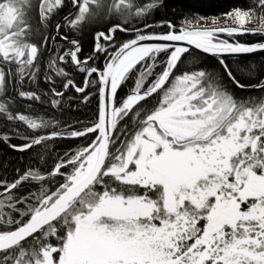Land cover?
Returning <instances> with one entry per match:
<instances>
[{"label": "snow or ice", "instance_id": "snow-or-ice-1", "mask_svg": "<svg viewBox=\"0 0 264 264\" xmlns=\"http://www.w3.org/2000/svg\"><path fill=\"white\" fill-rule=\"evenodd\" d=\"M68 3L73 11L55 20L65 0H0V121L9 129L0 142L15 135L26 143L9 146L24 152L96 134L48 171L28 167L11 182L0 179V264H264V78L244 83L225 59L264 51V42L235 40L264 36V0L224 13L232 26L200 27L209 17L193 15L179 28L168 22L165 33L148 31L155 26L147 17L161 0ZM98 18L119 22L97 31L93 55L81 59L79 40L60 29L80 32ZM49 28L71 47H55ZM117 31L134 38L110 52ZM193 49L216 57L227 80L204 69L181 71ZM95 53H107L103 69L89 65ZM69 64L84 73L83 87L69 78ZM134 70V85L118 102ZM53 74L64 81V91L49 89L55 109L69 87L83 93L98 85L91 127L47 132L59 121L12 110L17 96L45 103L24 85L40 78L53 85Z\"/></svg>", "mask_w": 264, "mask_h": 264}, {"label": "trees", "instance_id": "trees-1", "mask_svg": "<svg viewBox=\"0 0 264 264\" xmlns=\"http://www.w3.org/2000/svg\"><path fill=\"white\" fill-rule=\"evenodd\" d=\"M67 7L61 9L58 15L54 18L57 20L63 13H65L71 5L68 3V0H65ZM140 3H147L150 0H139ZM251 5V0H161V6L153 10L151 14L147 17V22L149 24L158 23V22H171L175 26H180L181 20L185 17H192L193 15H199L202 17H218L224 16V13L230 12L234 8L248 9ZM119 20L116 18H98L94 20L91 24L86 25L84 29L80 32H73L69 30L67 25L61 27L60 32L64 35H67L70 38H75L80 40V47L82 51L78 54L81 59H85L91 55L95 46V33L97 31H107V29L114 23H118ZM135 23V22H134ZM257 26L255 23H253ZM138 27L143 26V22H140ZM169 29L167 27L163 28H153L148 30L149 32H167ZM48 34H52V29L49 28ZM134 35H127L125 33L116 32L114 35L115 44L114 48H110L109 51L112 52L118 48L122 43L132 39ZM221 39H227L233 41L231 38L226 36H220ZM41 37H33L34 42L39 43ZM235 40L244 43H260L264 41V36L261 35H241L236 36ZM102 41V40H101ZM51 43V42H50ZM105 42L102 41V44ZM64 45V47H61ZM55 47L60 48L61 51L64 48L71 47L68 43L61 41L58 37L56 38ZM49 51L46 49L44 51V56L47 57ZM188 55V59L180 65V70H196L204 69L208 72H214L218 76H221L226 80L223 73L221 72L216 61H214L209 56L201 55L198 52H191ZM107 53L100 54L97 53L95 57V64H92V61L89 65L95 66L99 69H103ZM160 60L166 59V54L161 53L159 56ZM183 59V58H182ZM233 70V74L237 76L244 83H255L258 79L264 78V59L256 60H231L227 62ZM66 70L69 71L71 79L75 81L78 86L83 87L84 73H79L69 64L66 65ZM139 67V65H137ZM163 65L156 68V72L162 70ZM254 69L251 74L248 70ZM43 72V68H42ZM96 74H93L95 78ZM135 70L130 74L131 78L126 81L124 85L121 86L118 91V102L122 100L131 90L135 82ZM154 78V77H153ZM53 79L56 81L55 84L50 85L54 87L57 91H64L63 83L64 81L56 77L53 74ZM151 82V79L148 83ZM11 87V86H10ZM97 86H90L83 93H77L72 87H69L64 93V97L61 102L59 109L52 108L50 103H47L50 93L49 89L46 86L42 78L38 79L35 84H28L27 82L24 85L25 91H36L41 95V98L45 103L27 101L16 97L15 103L12 105V110L25 112L26 114H43L46 118L55 119L59 121L58 126L55 129H48L47 132L59 131L60 129H65L69 132L74 130H83L84 128L91 127L95 122L98 115V91ZM147 87V84H145ZM231 88V85H229ZM236 91L237 95H242L243 93L238 90ZM253 95L259 96L260 92H252ZM10 95L16 96L15 92H11ZM87 96V102L84 101V97ZM31 104L32 108L29 109L27 106ZM122 123H127L123 121ZM69 125L71 127H69ZM21 129L22 135L32 136L35 133L27 130L23 125H16ZM131 127V125H129ZM8 127L4 126V122L0 121V133L8 132ZM96 134L91 133L87 136L81 138H66V139H54L46 142L47 147L44 145L35 146L32 149H29L24 152H18L9 146L10 144L20 145L26 143L25 140L20 139L19 137L13 135L9 143L0 142V179H7L9 182L14 180L18 173L23 174L28 167H39L42 172L50 170L57 161L58 157H62L65 153H73L77 148L87 147L94 140ZM43 157V160H41ZM60 178H54L49 182V187L52 190H55L58 187L57 181Z\"/></svg>", "mask_w": 264, "mask_h": 264}, {"label": "water", "instance_id": "water-1", "mask_svg": "<svg viewBox=\"0 0 264 264\" xmlns=\"http://www.w3.org/2000/svg\"><path fill=\"white\" fill-rule=\"evenodd\" d=\"M73 11V9L71 8V9H69V10H67V12L66 13H64V14H62V16H60L57 20H60V19H62L63 18V16L65 15V14H69V13H71ZM167 21H163V22H158V23H152V25H154L155 27H153V28H163V27H167L166 25H167ZM177 28H179L180 26H176ZM153 28H149L148 30H151V29H153ZM209 28V27H208ZM117 32H119V33H121L120 31H117ZM122 33H125V34H127V35H134V33H129V32H122ZM156 33H160V32H156ZM165 33V32H164ZM51 35H56V38L58 37L59 38V35H57L53 30H52V34ZM222 36H225V35H223V34H221ZM132 38H134V36L132 37ZM71 39H75V38H70V40ZM233 39V38H232ZM76 40H78V39H76ZM65 42V41H64ZM79 42H80V40H79ZM229 42H232V41H230L229 40ZM262 42H264V41H262ZM67 43V42H66ZM95 43H96V41H95ZM149 43H153V42H149ZM241 43V42H240ZM244 44V43H243ZM251 44H255V43H249V44H247V45H251ZM119 48V47H118ZM117 49V48H116ZM116 49L114 50V51H112V52H115L116 51ZM192 52H198V53H200L201 55H204V56H209V57H211L214 61H216V63H217V65L219 66V68H220V70H221V72L223 73V69H222V67H221V65L218 63V60H217V58L216 57H214V56H212V55H210V54H205V53H202L201 51H199V50H196V49H193L192 50ZM97 53H95V55H96ZM48 55H49V53H48ZM93 55V52L91 53V55L90 56H92ZM96 57V56H95ZM94 57V58H95ZM226 63L227 62H229V61H231V60H250V59H256V60H261V59H264V51H257V52H255V53H248V54H235V55H228L226 58ZM90 62H91V60H89L88 61V63L90 64ZM225 78H226V80H227V77L226 76H224ZM46 84V86L48 87V89H50L51 87H50V85H48L47 83H45ZM240 92V91H239ZM251 92H257L256 90H251ZM98 99H99V93H98ZM98 106H99V103H98ZM89 134H91V133H89ZM77 138H81V137H77ZM95 139V138H94ZM18 152H20V151H18Z\"/></svg>", "mask_w": 264, "mask_h": 264}, {"label": "rangeland", "instance_id": "rangeland-1", "mask_svg": "<svg viewBox=\"0 0 264 264\" xmlns=\"http://www.w3.org/2000/svg\"><path fill=\"white\" fill-rule=\"evenodd\" d=\"M219 19L217 21H215V23L213 22V20L211 19L212 17H209V19L207 21H200V24L198 26L200 27H220V26H232L233 25V21L231 19L226 18L225 16H218ZM246 27L248 28H254L256 27L253 23L252 24H247ZM102 43V41H100ZM105 42V41H103ZM106 43V42H105Z\"/></svg>", "mask_w": 264, "mask_h": 264}, {"label": "flooded vegetation", "instance_id": "flooded-vegetation-1", "mask_svg": "<svg viewBox=\"0 0 264 264\" xmlns=\"http://www.w3.org/2000/svg\"><path fill=\"white\" fill-rule=\"evenodd\" d=\"M69 9H71V8H69ZM69 9H68V10H69ZM66 12H67V11H66ZM66 12H65V13H66ZM63 14H64V13H63ZM226 37H227V36H226ZM227 38H228V37H227ZM229 38H231V37H229ZM231 39H232V38H231ZM102 41H103V40H102ZM65 43H66V42H65Z\"/></svg>", "mask_w": 264, "mask_h": 264}, {"label": "bare ground", "instance_id": "bare-ground-1", "mask_svg": "<svg viewBox=\"0 0 264 264\" xmlns=\"http://www.w3.org/2000/svg\"><path fill=\"white\" fill-rule=\"evenodd\" d=\"M48 56V55H47ZM96 56V55H95Z\"/></svg>", "mask_w": 264, "mask_h": 264}]
</instances>
